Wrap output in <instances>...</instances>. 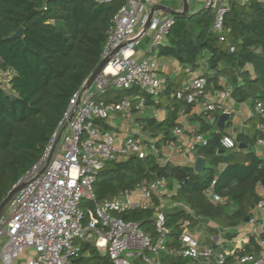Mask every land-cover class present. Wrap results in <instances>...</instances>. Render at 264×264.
I'll return each mask as SVG.
<instances>
[{"label": "trees", "instance_id": "16d2710c", "mask_svg": "<svg viewBox=\"0 0 264 264\" xmlns=\"http://www.w3.org/2000/svg\"><path fill=\"white\" fill-rule=\"evenodd\" d=\"M122 5V1L99 5L94 0H0V74L6 76L0 81V203L39 161L69 99L100 65L111 20ZM172 18L165 42L155 48L158 56L174 59L193 72L204 61L201 76L206 80L205 92L226 91L231 101L250 104L249 133L236 134L235 144L227 147L222 141L230 136V125H226L230 118L224 130H219L214 128L217 112L191 115L190 123L196 127L190 137L205 138L204 145L196 144L191 151L194 157L204 159L203 171L160 162L161 148L174 145L178 136L173 131L183 129L178 118L182 112L188 115L192 106L176 98V93L185 89L165 78L158 97L164 100L156 103L164 110V118L138 120L142 131L157 140V153L106 164L93 191L97 200L112 199L134 190L142 181L166 179L167 192L154 197L150 209L128 210L117 217L137 223L154 243L159 236L155 215L160 211L165 247L175 252L162 253L161 264H190L192 259L178 254L184 228L194 229L200 221L213 223L216 227L210 231L215 234L217 229L237 228L251 216L259 200L258 188L264 187V155L254 151L257 140L264 141V133L257 128L264 124V2L229 0L222 43L213 31L210 9ZM19 29L20 36L14 37ZM124 96H140L147 106L154 103L137 87L108 88L95 99L110 103ZM258 105L262 115L255 111ZM94 123L106 126L101 120ZM87 219L85 216L84 223ZM227 236L232 239L235 235ZM260 237L264 238V232ZM81 250L74 264H112L107 254L88 243L81 245ZM237 252L258 254L255 237H249Z\"/></svg>", "mask_w": 264, "mask_h": 264}, {"label": "built area", "instance_id": "2783aa9c", "mask_svg": "<svg viewBox=\"0 0 264 264\" xmlns=\"http://www.w3.org/2000/svg\"><path fill=\"white\" fill-rule=\"evenodd\" d=\"M116 1H122L123 5L111 20L101 53V62H105L102 71L90 84V78L86 80L69 99L41 158L18 182L27 184L0 216V239L4 241L0 264H14L27 249L35 252L28 264H74L82 253L81 245L87 243L107 254L112 264H161L162 253H175L168 252L165 247L164 218L160 211L155 215L159 236L154 243L141 232L137 223L117 217L128 210L150 209L153 198L167 192L166 179L142 181L134 190L121 192L112 199L97 200L93 191L96 177L106 164L130 157L143 159L150 152L157 153L156 143L142 137L140 126H137L136 135L120 137L94 123V120L109 121L114 113L125 116L132 113V99L128 96L110 103L95 99L97 95H104L108 88L120 91L137 87L140 92L157 99L165 86V78L156 75L151 61L145 56H135L137 40L133 39L137 36V26L143 28L145 25L154 0H94L99 5ZM237 1L245 3L248 0ZM205 8L213 12V31L219 41L224 42L223 22L229 11V0H207ZM142 16L145 17L141 20ZM172 24V17L152 20L151 50L165 42ZM205 88V78L194 76L184 88L185 92L176 93V98L196 106L200 113H226L230 118L228 93L219 91L214 100L207 101L204 100ZM135 99L136 110L143 111L144 99L139 96ZM255 111L263 114L259 105ZM257 128L264 133V124ZM173 134L181 136L183 131L176 128ZM222 142L227 147L235 144L231 135L224 137ZM196 144L204 145V136L192 134L186 152L191 154ZM256 146L264 155V141L258 139ZM167 150L169 154L176 151L173 144L168 145ZM162 157L160 162L165 160L164 155ZM48 159L45 170L40 173ZM258 194L259 200L248 222L250 235L244 241L231 250L206 247L184 228L178 254L193 262L206 260L207 264H264V238L260 237L264 227L259 228L264 212V187L259 186ZM213 199L221 201L218 197ZM249 237H255L260 252L238 254Z\"/></svg>", "mask_w": 264, "mask_h": 264}, {"label": "crops", "instance_id": "0c3cea01", "mask_svg": "<svg viewBox=\"0 0 264 264\" xmlns=\"http://www.w3.org/2000/svg\"><path fill=\"white\" fill-rule=\"evenodd\" d=\"M206 1L207 0H154L152 6L149 7V11L147 13L146 18H148L150 11L154 7H163L167 10L175 11L177 13H182L185 11L186 15H194L199 13L201 10L205 9ZM144 17L145 16H142L141 20L144 19ZM166 17L173 16L162 11H157L154 14L152 20H160ZM141 31L142 27L138 25L137 35L141 33ZM153 36L154 32L151 28L147 29V31L143 33V35L141 34V37L137 39V44L135 47V56L137 58H141L143 56L148 58L151 63L155 66V73L158 77L168 78L170 81L176 82V84L179 85V88H186L188 82L192 77L199 76L202 74V71L204 70V61H200L199 69L193 72L188 68H184L183 66H181L174 59L158 56L157 51H155V48L151 50ZM216 94L217 92H215L214 90H209L206 92L204 100H214ZM135 97L132 98V113L130 116H125L122 113H114L109 121H104L106 125L105 127L103 126V123L102 125L98 126L109 130L120 137H124L128 134L136 135L139 132L137 126H140L142 137L146 141H153L156 143V139H152L147 133L142 131V126L138 123V120L143 118H153L158 121H161L165 116V112L163 109L157 108L156 103L163 101L164 98H162L161 101L160 98L152 99L154 103L149 106L145 105L143 111H137V101ZM227 106L232 111V116L230 117L229 121L226 122V125H230L227 129V134L231 135L234 138L235 135L238 133H249L251 126L250 118L253 115V110L251 109L250 104H237L228 99ZM198 114H200V112L196 106H191L188 115L184 114L183 112L181 113L180 117L178 118V122L183 125V134L178 137L176 136L177 141L174 143L176 151L174 153H168L167 145L161 148L162 156L164 155L165 158L164 162H172L176 165H194L196 157H194L192 154H188L185 149L191 141L190 134L196 127L194 123H190V116ZM218 115L220 114L218 113ZM214 128H217V125H215ZM254 151L258 152L260 155L263 153V150L257 146L254 148ZM259 222V228L264 227V212L261 215ZM215 227L216 226L209 221H200L194 229H190L188 231L192 235H194L199 240L200 244L203 246L218 247L222 249L231 250L236 247L239 242L244 241L250 235L251 230V225L243 223L237 228H233L230 230L217 229V234H215L210 231V229H213ZM232 234H234L235 236L232 239H229L227 235ZM3 243L4 241L0 239V251ZM99 252L103 254L102 251ZM34 255L35 252L33 250L27 249L18 258L14 260V264H28L30 260L34 257ZM190 264H207V261L199 260L191 262Z\"/></svg>", "mask_w": 264, "mask_h": 264}, {"label": "water", "instance_id": "95a60500", "mask_svg": "<svg viewBox=\"0 0 264 264\" xmlns=\"http://www.w3.org/2000/svg\"><path fill=\"white\" fill-rule=\"evenodd\" d=\"M157 11H162V12H165V13H168L169 15H172L173 17L174 16H185L186 15V12H182V13H177L175 11H171V10H167L163 7H154L150 13H149V16L146 20V23L145 25L143 26L142 28V31L141 33H139L133 40H137L141 37V34L143 35V33H145L147 31V29L150 28V25H151V22H152V19H153V16L154 14L157 12ZM21 34V29L18 30V32L16 33V35L14 37H18L20 36ZM105 65V62H101L100 65L98 66V68L96 69V71L94 72V74L90 77V80H89V83L90 84L92 82V80L94 79V77L99 74L103 67ZM229 119V115L226 114V113H223L221 115H219L218 117V121L216 123L217 125V128L219 130H224L225 128V122ZM49 162V159L46 161L45 165L43 166V168L41 169L40 173H42L47 164ZM204 165H205V161L203 158L201 157H198L196 158L195 162H194V165H193V168H194V171L196 173H201L204 169ZM27 184V182H22V183H17L12 189L11 191H9V193L7 194V196L1 201L0 203V216L4 213V211L6 210L9 202L11 201V199L18 193V191L24 187L25 185ZM249 222V217H246L244 219V223H248Z\"/></svg>", "mask_w": 264, "mask_h": 264}, {"label": "rangeland", "instance_id": "374dc122", "mask_svg": "<svg viewBox=\"0 0 264 264\" xmlns=\"http://www.w3.org/2000/svg\"><path fill=\"white\" fill-rule=\"evenodd\" d=\"M153 31V30H152ZM5 75H2V74H0V81H3V80H5ZM85 206H88V205H85ZM246 224H248V223H246Z\"/></svg>", "mask_w": 264, "mask_h": 264}]
</instances>
